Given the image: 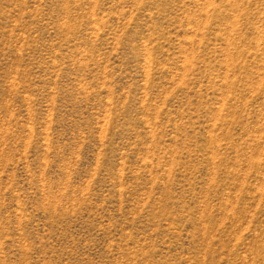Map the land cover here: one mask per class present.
<instances>
[{"label": "rangeland", "instance_id": "374dc122", "mask_svg": "<svg viewBox=\"0 0 264 264\" xmlns=\"http://www.w3.org/2000/svg\"><path fill=\"white\" fill-rule=\"evenodd\" d=\"M0 264H264V0H0Z\"/></svg>", "mask_w": 264, "mask_h": 264}]
</instances>
